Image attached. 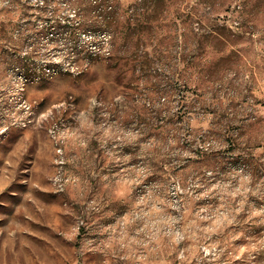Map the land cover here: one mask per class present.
I'll use <instances>...</instances> for the list:
<instances>
[{"label":"rangeland","instance_id":"rangeland-1","mask_svg":"<svg viewBox=\"0 0 264 264\" xmlns=\"http://www.w3.org/2000/svg\"><path fill=\"white\" fill-rule=\"evenodd\" d=\"M0 264H264V0H0Z\"/></svg>","mask_w":264,"mask_h":264}]
</instances>
